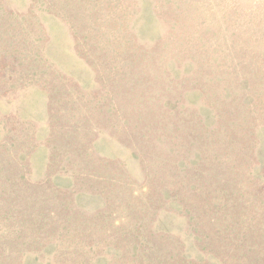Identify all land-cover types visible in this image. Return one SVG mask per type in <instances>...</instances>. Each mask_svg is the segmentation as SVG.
I'll list each match as a JSON object with an SVG mask.
<instances>
[{"label": "rangeland", "instance_id": "374dc122", "mask_svg": "<svg viewBox=\"0 0 264 264\" xmlns=\"http://www.w3.org/2000/svg\"><path fill=\"white\" fill-rule=\"evenodd\" d=\"M0 264H264V0H0Z\"/></svg>", "mask_w": 264, "mask_h": 264}]
</instances>
